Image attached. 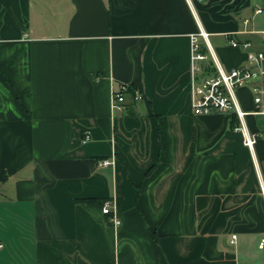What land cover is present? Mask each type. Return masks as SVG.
<instances>
[{"label":"crops","instance_id":"1","mask_svg":"<svg viewBox=\"0 0 264 264\" xmlns=\"http://www.w3.org/2000/svg\"><path fill=\"white\" fill-rule=\"evenodd\" d=\"M236 1L0 0V264H247L243 235L264 250L250 86L253 154L231 114L190 107L192 34L225 70L264 52V0ZM122 83L142 98L117 113Z\"/></svg>","mask_w":264,"mask_h":264},{"label":"built area","instance_id":"2","mask_svg":"<svg viewBox=\"0 0 264 264\" xmlns=\"http://www.w3.org/2000/svg\"><path fill=\"white\" fill-rule=\"evenodd\" d=\"M254 14L264 15V10L257 8L254 10ZM243 24L248 25L249 20L245 19ZM260 33L264 41V31ZM199 37L206 43L205 49H207V52L203 51V45L199 41ZM229 45L231 48H241L244 50H248L251 47V43L239 42L237 40H231ZM190 50L189 93H191L190 107L192 108V114L194 116L209 115L210 113L235 114L237 123L234 131L242 135L243 145L253 154V147L259 135L249 133L245 120L247 113L239 106L235 90L239 87L250 86L253 104L255 105V109L251 114H264V52L251 51L246 56L245 64L225 70L215 60L207 43V35L201 30L198 34H192L190 38ZM208 60L212 63L213 72L205 70ZM111 96V109L117 113H123L128 103V97L133 101L142 98L138 90H131L130 86L124 83L113 90ZM88 139L89 137L86 135L83 140L88 141ZM110 164L111 161L108 160H102L100 163L104 167ZM260 192L264 200V185L262 181L260 182ZM112 203V200L104 201L101 211L105 216L109 217L108 220L111 225L119 226L120 221L112 211ZM261 235L258 244L259 248L264 247V233ZM235 241L236 236L232 235L231 243L234 244Z\"/></svg>","mask_w":264,"mask_h":264},{"label":"rangeland","instance_id":"3","mask_svg":"<svg viewBox=\"0 0 264 264\" xmlns=\"http://www.w3.org/2000/svg\"><path fill=\"white\" fill-rule=\"evenodd\" d=\"M236 93V97H237V92L235 90ZM237 100L239 101V97L237 98ZM241 100V99H240ZM246 120V125H247V129L249 131L250 134H253L254 132L251 130V128L249 127L248 124V118H245ZM260 137L257 138V141ZM262 138V137H261ZM260 138V139H261ZM254 147L256 148V143L254 144ZM253 147V148H254ZM262 176L264 177V168L262 165ZM259 243V242H258ZM240 244H241V250H244V254L241 256L240 260L241 262H245V263H249V264H264V250H260L257 248V242H255V238L252 236H247V235H243L242 237H240ZM239 244V246H240Z\"/></svg>","mask_w":264,"mask_h":264},{"label":"trees","instance_id":"4","mask_svg":"<svg viewBox=\"0 0 264 264\" xmlns=\"http://www.w3.org/2000/svg\"><path fill=\"white\" fill-rule=\"evenodd\" d=\"M245 1H246V0H237V1L235 2V5H236V6H241ZM202 49H203L204 52H207V49H205L204 46H202ZM205 70H206V71H209V72L214 71V68H212V63L208 62V64H207ZM131 90H132V89H131ZM231 116H232V120H233L232 123H234L235 121L237 122V120H236V118H235V114H231ZM234 120H235V121H234ZM234 124H235V123H234ZM82 201H86V202H94V203H97V202H98V200H94V199H83ZM100 203H101V206H102V203H103V202L101 201Z\"/></svg>","mask_w":264,"mask_h":264}]
</instances>
